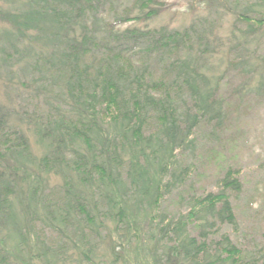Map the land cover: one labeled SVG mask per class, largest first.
I'll list each match as a JSON object with an SVG mask.
<instances>
[{
  "label": "trees",
  "instance_id": "1",
  "mask_svg": "<svg viewBox=\"0 0 264 264\" xmlns=\"http://www.w3.org/2000/svg\"><path fill=\"white\" fill-rule=\"evenodd\" d=\"M169 1L134 0L114 22L105 16L113 0H6L13 8L0 10V68L29 59L28 89L55 96L44 116H26L48 148L42 156L0 104V228L19 254L59 264H73L75 253L81 264H257L229 235L213 236L240 229L232 202L244 189L239 169L227 171L217 193L181 196L184 212L162 205L197 173L188 161L196 131L224 129L223 78L235 71L244 77L237 93L256 83L264 101V55L253 49L264 38V0L230 9L228 35H215L224 18L212 12L183 30L148 27ZM166 59L168 73L156 77L148 64ZM51 176L61 183L50 185ZM36 225L57 235L58 250L39 253Z\"/></svg>",
  "mask_w": 264,
  "mask_h": 264
},
{
  "label": "rangeland",
  "instance_id": "2",
  "mask_svg": "<svg viewBox=\"0 0 264 264\" xmlns=\"http://www.w3.org/2000/svg\"><path fill=\"white\" fill-rule=\"evenodd\" d=\"M133 1L113 0L110 5L108 4L105 16L114 22L113 17L123 16ZM212 1L170 0L169 7L164 14L148 24V27L168 26L171 29L183 30L193 23L196 24L195 20H206L212 12L220 13L224 18L223 28H219L221 31L219 33L216 31L215 35H222V33L228 35L236 25L234 12L237 10L230 11V9L232 10L234 7L238 11L249 9L246 7L248 3L245 4L244 0H240L239 3L230 0V8L219 7L218 1L220 0H216L214 3ZM10 7L13 8V5L6 0H0V10L11 11ZM253 16H258V13H253ZM131 25H134V22L125 24L121 28L124 29ZM144 26L143 23L138 25L140 28H144ZM6 27L0 21V32ZM244 27V24L238 26L242 29ZM261 42V46L255 44L253 49H256L258 54L264 55V38L261 39ZM29 61L26 58L14 69L0 68V104L10 112L9 125L21 128L28 138L31 152L36 156H42L48 151V148L39 141L34 125L28 126L26 116H44L50 110V104L55 96L43 95L42 91L37 92L35 88L28 89L35 78L30 72L24 71V65L30 63ZM169 64V60L166 59L164 61L156 60L149 63L148 66L154 71L156 77L162 78L168 73ZM210 64L211 68L216 70L221 66L218 60H210ZM212 73L213 71H211ZM243 80L242 75L232 70L220 82L216 97L221 100L223 109L228 113L224 129L215 128L213 130V126H204L196 131L195 151L193 154H189L188 161H194L198 165L196 166L197 173L188 179L182 190L176 191L167 198L162 205V211H167L170 214L184 212L185 203L180 200L181 196L187 198L191 193L204 194L211 191L217 193L221 189L220 181L227 171L239 169L242 173L241 181L244 189L240 195H231L240 229L236 231L228 226L220 227V231L213 236L219 239L223 234L229 235L232 241L246 252L249 260H253L257 264H264V101L258 97L257 90H255L256 83L251 86L254 92H250L246 96L243 91L237 93ZM8 97L12 100H9ZM183 99L186 102L184 107L191 105L189 95H185ZM49 182L52 186H58L61 179L51 176ZM193 229L192 227L191 230L194 232ZM36 230L44 242L43 245H40L39 253L46 246L58 250L60 239L55 233L43 225H36ZM7 235L8 230L0 228V255L6 257L8 264H59L54 262L51 257L41 259L40 254L37 259L35 257L28 258L23 253L19 254L14 243L7 239ZM144 254L143 259L149 263L150 257L146 251ZM71 258L73 264H81L80 257L76 253Z\"/></svg>",
  "mask_w": 264,
  "mask_h": 264
}]
</instances>
